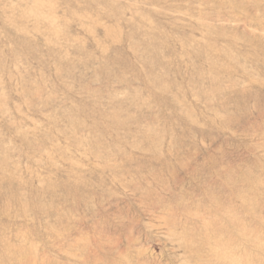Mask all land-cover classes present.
<instances>
[{"label":"rangeland","instance_id":"374dc122","mask_svg":"<svg viewBox=\"0 0 264 264\" xmlns=\"http://www.w3.org/2000/svg\"><path fill=\"white\" fill-rule=\"evenodd\" d=\"M0 264H264V0H0Z\"/></svg>","mask_w":264,"mask_h":264}]
</instances>
